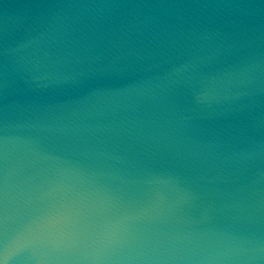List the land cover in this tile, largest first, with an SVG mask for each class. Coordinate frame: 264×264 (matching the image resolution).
Listing matches in <instances>:
<instances>
[{
    "label": "water",
    "instance_id": "water-1",
    "mask_svg": "<svg viewBox=\"0 0 264 264\" xmlns=\"http://www.w3.org/2000/svg\"><path fill=\"white\" fill-rule=\"evenodd\" d=\"M0 264H264V0H0Z\"/></svg>",
    "mask_w": 264,
    "mask_h": 264
}]
</instances>
